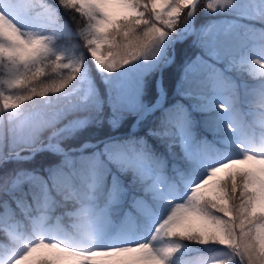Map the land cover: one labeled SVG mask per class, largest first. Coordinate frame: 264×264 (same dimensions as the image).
<instances>
[{"label":"snow or ice","instance_id":"snow-or-ice-1","mask_svg":"<svg viewBox=\"0 0 264 264\" xmlns=\"http://www.w3.org/2000/svg\"><path fill=\"white\" fill-rule=\"evenodd\" d=\"M56 4L97 69L109 76L133 62L156 60L177 41L176 55L182 56L189 41L195 51L184 66L181 95L194 98L200 111L219 110L217 122L232 134L229 141L235 138L239 154L211 167L149 238H138L137 217L164 195V161L144 138L110 141L90 157L66 153L61 134L87 120L56 125L71 112L99 107L86 78L66 91L81 76L83 57L57 49L65 25L49 0H0V164L29 160L42 149L62 157L42 170L18 168L0 176V264H172L182 241L227 250L221 259L187 264H264V130L257 140L240 107L241 89L246 103L256 91L243 82L245 75L259 76L264 106V0ZM201 7L223 18L194 27ZM110 86L111 123L125 111L150 117L154 108L141 104L139 83ZM46 130L47 143L41 138ZM148 133L185 155L194 142L203 143L183 104L166 110Z\"/></svg>","mask_w":264,"mask_h":264},{"label":"rangeland","instance_id":"rangeland-1","mask_svg":"<svg viewBox=\"0 0 264 264\" xmlns=\"http://www.w3.org/2000/svg\"><path fill=\"white\" fill-rule=\"evenodd\" d=\"M49 2L54 5L65 25L64 34L57 37V49H70L75 55H82L83 57V71L81 76L78 77L77 81H74L66 91H70L72 88L76 87L82 79L86 78L91 82L92 88L94 89V99L99 102L98 108L92 106L87 109L71 112L65 119L61 120L56 125V128L59 129L64 128L70 121L87 120L82 126L76 127L70 132H64L61 134L60 144L65 149V152L74 159L90 157L94 154L102 153L105 149V145L110 141L128 138H144L147 141L152 154L164 161V173L166 177V184L163 189L164 195L155 198L149 205V210H146L144 214L139 215L136 220L138 238L147 239L150 237L155 225L167 215L170 207L173 204L182 202L186 199L191 186L206 176L211 167L215 166L223 158L229 155L239 154V150L235 144V138L233 137V139L229 141V137L232 134L228 133L226 128L218 124V109L213 112L200 111L194 107L196 104L194 98L181 95V77L185 63L188 58L193 55L192 53L185 59L181 69L178 70L179 74L177 75L179 78L176 79L174 85V87L177 86V91L173 94L166 95V92L163 90L165 94L163 104L159 108L154 109L150 114V117L140 119L137 113L133 111H125L116 124L111 123L110 121L113 119V111L109 102L112 90L110 85L119 84L122 87L127 88L139 83L140 101L143 106H146L147 102L145 101V94L148 90L144 76L147 73L153 74L158 70L159 66L170 55L172 45L167 49L162 50V55L157 57L154 61L148 63L143 61L133 62L121 69L119 73L109 76L97 69L91 56L88 55L85 49H83L82 41L75 35V25L70 17H67L59 8L58 4H56V0H49ZM222 18L223 17L216 15L211 21L203 20V22L198 25L195 23L194 27L198 28ZM189 43L190 42L188 41V44ZM92 71L101 78L103 86H100L94 80L91 75ZM233 78L239 80V77L235 76V74H233ZM241 79L248 86L256 89L254 95L248 97V100L250 101L249 103H246L244 89H241L240 107L244 108L247 112L246 121L250 125L255 138L259 140L262 135V130H264V106L260 103L259 89L258 87H254V84L259 85L260 78L259 76L245 75ZM252 79H254V81H251ZM151 81L155 82V74L152 75ZM36 104L38 106L43 105L44 101H36ZM177 104H183L189 111L196 140L203 142L202 145L195 142L193 143L191 155H185L178 146L174 151L170 152L168 141L162 139H159V141L162 143L163 147L158 148V146L153 144L148 137L149 128H154L159 123V118L166 111L165 107L168 105L172 107ZM200 113L204 114L203 120L200 119ZM131 115L135 116L132 121L128 120ZM50 132L51 130H46L42 134L41 138L45 143H47V137L50 135ZM64 143L69 144L70 147H66ZM88 146H90V148H87ZM177 151H179L181 156L185 159H188L189 162L181 163L177 161L175 158ZM223 153H226L227 155H224L223 157ZM21 155H28V152H22ZM226 251V249H222L215 253H208V256L200 253L197 256L184 257L183 259L174 257L172 259V264H187L189 260L198 258H204L209 261L221 259L223 258L222 254Z\"/></svg>","mask_w":264,"mask_h":264},{"label":"trees","instance_id":"trees-1","mask_svg":"<svg viewBox=\"0 0 264 264\" xmlns=\"http://www.w3.org/2000/svg\"><path fill=\"white\" fill-rule=\"evenodd\" d=\"M204 17H205V10L203 7H201L200 10L196 14V22L200 23L204 19ZM187 42L188 41L183 42L186 45L183 49L184 55L179 56V57L176 55L174 62L164 69L163 77H164L165 85L169 86L174 83V76H175L174 71L177 65L180 64L184 60L185 56L193 52L194 46L191 45L190 43L187 44ZM180 43H181L180 41L176 43V49ZM147 79H148L147 85L149 84V82H151L149 86V90H150V94L153 95L156 93V83L151 81V76H147ZM97 80H98V83L101 86H103V82L100 79V77H98V75H97ZM34 99H37L36 100L37 102L41 101V99L39 98H34ZM36 101L34 103H36ZM25 103L30 104L31 102H25ZM66 146H69V145L66 143ZM60 161H61L60 155L53 153L49 150L43 149V150L36 152L35 155L32 156V158L29 160H16V159L7 160L5 163H3L0 166V176L7 175L18 168L42 170L43 167L49 166L53 163H59ZM181 243L184 245L182 250H184L186 254H194L200 250L222 249L223 248L220 245H214V244L200 245V244H197L194 242H188V241H182ZM179 252L176 253L175 255H178Z\"/></svg>","mask_w":264,"mask_h":264},{"label":"bare ground","instance_id":"bare-ground-1","mask_svg":"<svg viewBox=\"0 0 264 264\" xmlns=\"http://www.w3.org/2000/svg\"><path fill=\"white\" fill-rule=\"evenodd\" d=\"M195 21H193V25H195ZM163 90H161V92H160V94H159V96H158V98H156V101H157V103L156 104H159V105H161L162 104V101L164 100L163 99ZM174 106H172V107H170L169 105L168 106H166L165 107V110H168V109H170V108H173ZM152 139H153V141H155V142H157V143H161L160 141H159V138H156V137H151ZM87 148H90V146H88ZM163 154L165 155V153L163 152ZM224 155L226 156L227 154L226 153H223V157H224Z\"/></svg>","mask_w":264,"mask_h":264},{"label":"water","instance_id":"water-1","mask_svg":"<svg viewBox=\"0 0 264 264\" xmlns=\"http://www.w3.org/2000/svg\"><path fill=\"white\" fill-rule=\"evenodd\" d=\"M166 64V63H165ZM165 64H163L162 66H164Z\"/></svg>","mask_w":264,"mask_h":264}]
</instances>
